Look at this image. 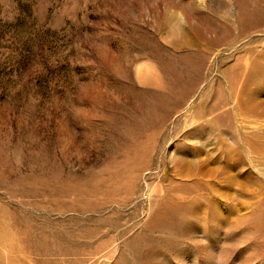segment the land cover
<instances>
[{
  "label": "rangeland",
  "instance_id": "1",
  "mask_svg": "<svg viewBox=\"0 0 264 264\" xmlns=\"http://www.w3.org/2000/svg\"><path fill=\"white\" fill-rule=\"evenodd\" d=\"M0 264H264V0H0Z\"/></svg>",
  "mask_w": 264,
  "mask_h": 264
}]
</instances>
